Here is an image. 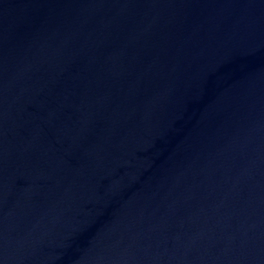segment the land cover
Masks as SVG:
<instances>
[{
    "label": "water",
    "instance_id": "95a60500",
    "mask_svg": "<svg viewBox=\"0 0 264 264\" xmlns=\"http://www.w3.org/2000/svg\"><path fill=\"white\" fill-rule=\"evenodd\" d=\"M0 264H25V263L0 255Z\"/></svg>",
    "mask_w": 264,
    "mask_h": 264
}]
</instances>
